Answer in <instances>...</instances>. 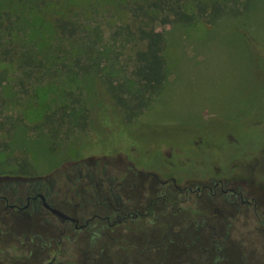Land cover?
Wrapping results in <instances>:
<instances>
[{"label":"rangeland","instance_id":"rangeland-1","mask_svg":"<svg viewBox=\"0 0 264 264\" xmlns=\"http://www.w3.org/2000/svg\"><path fill=\"white\" fill-rule=\"evenodd\" d=\"M141 1L0 0V183L18 177L64 181L72 178V166L102 167L106 156L121 170L131 162L162 178L171 174L181 181L214 177L241 183L257 199L256 218L261 217L264 0H252L241 15L233 14V0H221L226 14L213 23L157 21L156 31L166 40V83L146 110L127 118L106 82H131L133 87L139 45L127 7ZM197 1L187 0V10L194 11ZM60 22L68 23L64 33ZM169 149L174 151L171 165L163 154ZM22 164L29 174L21 173ZM159 211L153 225L157 233L167 222L178 224L176 218L186 217L184 210L177 215L168 210L165 217ZM139 224L133 225L138 233L144 228ZM233 225L231 234L248 261L263 259V264L264 234L254 219L244 224L249 231L241 228L240 219ZM88 238L77 241L64 264L95 263L86 258ZM136 239L137 234L131 235L125 243ZM103 243L104 237L92 248L96 264H104ZM120 244L110 242L114 264ZM192 248L197 252V245ZM152 253L162 258L161 251Z\"/></svg>","mask_w":264,"mask_h":264},{"label":"flooded vegetation","instance_id":"flooded-vegetation-1","mask_svg":"<svg viewBox=\"0 0 264 264\" xmlns=\"http://www.w3.org/2000/svg\"><path fill=\"white\" fill-rule=\"evenodd\" d=\"M163 154L169 157L171 165L173 149ZM105 157L102 167L72 166V178L64 181L18 177L0 183V245L5 244V249L0 246V264H64L68 251L76 247L79 239L87 237L86 258L94 264L92 248L102 237L104 264H114L108 252L110 242L117 241L121 243L117 264H260L263 261L251 258L249 263L240 241L231 234L237 219L242 229L254 219L256 230L264 234V212L256 218L257 199L241 183H227L214 177L181 181L171 174L162 178L154 171L135 168L128 161L121 170L111 166ZM183 203L191 206H176ZM157 210L160 217H165L168 210L171 215L184 210L186 217L181 221L180 217L176 218L178 224L167 222L157 233L153 227ZM136 221L144 227L139 233L133 229ZM176 224L177 229L168 233ZM119 226L122 230L113 231ZM136 234L135 241L125 243ZM195 245L197 252L192 248ZM155 250L163 253L160 260L152 253ZM236 251L241 254H234Z\"/></svg>","mask_w":264,"mask_h":264},{"label":"trees","instance_id":"trees-1","mask_svg":"<svg viewBox=\"0 0 264 264\" xmlns=\"http://www.w3.org/2000/svg\"><path fill=\"white\" fill-rule=\"evenodd\" d=\"M239 6H232L234 14H243L252 5V0H233ZM187 0H143L127 7L132 19V36L139 48L135 52L132 77L133 87L127 82H106V89L112 100L127 118H135L146 110L154 99L163 91L168 65L165 57L166 40L164 35L156 31L157 21L171 24L191 26L199 20L213 23L226 14L225 2L221 0L197 1L195 10H187ZM61 32H65L68 23L58 24ZM22 174H29L25 164L20 165Z\"/></svg>","mask_w":264,"mask_h":264}]
</instances>
